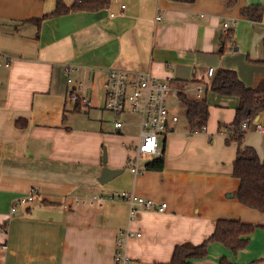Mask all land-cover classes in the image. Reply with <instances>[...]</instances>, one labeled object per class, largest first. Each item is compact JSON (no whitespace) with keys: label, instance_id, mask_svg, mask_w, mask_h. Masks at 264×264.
Masks as SVG:
<instances>
[{"label":"crops","instance_id":"0c3cea01","mask_svg":"<svg viewBox=\"0 0 264 264\" xmlns=\"http://www.w3.org/2000/svg\"><path fill=\"white\" fill-rule=\"evenodd\" d=\"M56 7L57 0H0V264H110L126 230L142 234L125 243L131 264H173L176 246L202 244L221 218L264 223L263 212L235 197L237 144L219 130L220 122L234 120L239 99L207 90L210 67L235 69L248 87L264 78V0H108L97 10L60 15ZM245 8L259 18L245 16ZM230 31L233 39L225 41ZM67 64L81 67L74 76L85 82L91 104L102 93L89 108H106L108 70L118 68L169 79L194 98L203 88L209 122L194 131L182 122L180 95L170 96L178 120L159 138L164 167L135 174L130 146L138 118L127 116L121 129L115 115L93 130L67 123L68 111L85 107L67 96ZM256 120L264 123V113ZM246 142L264 158V141ZM105 167L121 173L101 183ZM121 191L167 208L131 213L118 199L102 207L74 201ZM30 194L34 200L10 214L15 199ZM67 198L71 209L63 205ZM254 236L264 241L263 230ZM219 244L208 248L218 264L227 251L213 253Z\"/></svg>","mask_w":264,"mask_h":264},{"label":"trees","instance_id":"16d2710c","mask_svg":"<svg viewBox=\"0 0 264 264\" xmlns=\"http://www.w3.org/2000/svg\"><path fill=\"white\" fill-rule=\"evenodd\" d=\"M195 2L196 0H175ZM69 2V3H68ZM108 5V0H57V7L53 14L60 15L71 11H92ZM243 13L247 17L259 18L251 8H245ZM226 40L233 39V31L225 35ZM207 90L239 99L235 118L231 123L221 124L227 129V142L237 144V155L234 161V175L240 184L235 197L244 205L264 213V158L257 150L245 144L247 129L257 122V117L264 113V78L256 87H248L233 68H219L210 82ZM181 101L187 108V118L190 127L196 131L203 129L209 120V103L206 97H190L183 91L179 93ZM80 106V105H79ZM248 122V127L244 123ZM164 152L159 157L150 160L146 169L161 170L164 167ZM257 228L264 229V223L247 222L240 219L221 218L218 220L213 234L202 244L184 243L175 248L173 264H194L193 260L207 256L209 244L213 241L221 242L234 253L244 250L250 243ZM219 264H239L228 257L221 258ZM244 264H264V259H257Z\"/></svg>","mask_w":264,"mask_h":264},{"label":"built area","instance_id":"2783aa9c","mask_svg":"<svg viewBox=\"0 0 264 264\" xmlns=\"http://www.w3.org/2000/svg\"><path fill=\"white\" fill-rule=\"evenodd\" d=\"M162 16H158L160 20ZM236 24V23H234ZM229 27V23H225ZM8 64V62H7ZM67 75V95L82 106H90V100L82 94L85 82L74 76L81 72V67L67 64L65 66ZM215 69L210 67L208 75L214 76ZM181 89L176 87L169 79H161L150 72H129L127 70L111 68L108 70V78L105 83V107L115 115L114 126L117 129L124 127L127 116H136L139 120L137 142L132 143L130 149L134 152L131 158V170L135 174L143 172L140 165L143 158L153 160L162 154L160 136L167 131L172 122L178 120V116L172 114L169 106V98L178 95ZM203 88L198 89V98L202 97ZM248 127V122L244 123ZM255 128L258 132L264 133V123L257 121ZM205 129V128H204ZM34 194L15 199L10 214L17 210V206L33 201ZM122 200L131 206V213H136L137 207L163 212L167 208L166 202H156L153 199L137 196L133 192L121 191L119 193L94 195L88 198H74L75 203L83 202L90 205L102 207L106 200ZM67 198L64 206L72 208V203ZM1 230L6 232L7 226L2 225ZM142 234H135L131 230L121 231L118 234L115 256L110 264H131V260L123 253L125 243L132 237H140Z\"/></svg>","mask_w":264,"mask_h":264},{"label":"rangeland","instance_id":"374dc122","mask_svg":"<svg viewBox=\"0 0 264 264\" xmlns=\"http://www.w3.org/2000/svg\"><path fill=\"white\" fill-rule=\"evenodd\" d=\"M101 92H99L98 95H96L97 98H94L92 101L95 103H100L102 101L101 99ZM68 96V95H67ZM69 98V97H68ZM70 99V98H69ZM68 99V108L69 110L74 108V103ZM89 99V98H88ZM90 100V99H89ZM92 102V104H93ZM91 104V105H92ZM95 105V104H94ZM92 105V106H94ZM182 105L179 101L175 102L174 109L181 113L183 112L185 106ZM65 120L67 123H70L71 125L82 127L85 129L93 130L95 129V126H98L99 124L103 122H113L114 121V114L104 108L102 106V109H95V108H89V106H85L82 109H79L78 111H68L66 113ZM187 116L184 114L182 115V122H187ZM209 122V121H208ZM221 124H228L227 122H220L219 123V130L227 132V129L225 127H221ZM255 122L250 125L247 129V134H246V141L251 142V143H259L263 144L264 141V133H260L255 129ZM246 142V143H247ZM261 151L263 152V147L260 148ZM143 161V159H142ZM259 230H263L262 228H257ZM256 229V231H257ZM256 231L253 234L252 241H250L249 245L242 251H239L238 253H234L232 250L229 248L225 247V245L219 244L216 245L218 246L216 249H213V253H218L217 251L222 249V248H227V251L223 249L225 252V255L230 259L231 261H235L238 263H248L250 261H254L257 259H260L264 257V241L262 243L258 240V237H255L254 235L256 234ZM256 238V239H255ZM213 257V258H212ZM203 259V258H202ZM198 260H194L195 264H218L217 260V255H212L211 250L208 249V254L206 256V261L204 263L198 262Z\"/></svg>","mask_w":264,"mask_h":264},{"label":"water","instance_id":"95a60500","mask_svg":"<svg viewBox=\"0 0 264 264\" xmlns=\"http://www.w3.org/2000/svg\"><path fill=\"white\" fill-rule=\"evenodd\" d=\"M258 118V117H257ZM107 161V154L104 152V162ZM121 173V170L112 169L109 167H105L102 171L101 176L99 177V181L101 183H105L109 180H111L113 177Z\"/></svg>","mask_w":264,"mask_h":264}]
</instances>
